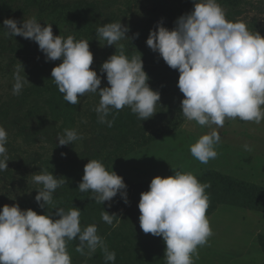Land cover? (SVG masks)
<instances>
[{
    "label": "rangeland",
    "instance_id": "obj_1",
    "mask_svg": "<svg viewBox=\"0 0 264 264\" xmlns=\"http://www.w3.org/2000/svg\"><path fill=\"white\" fill-rule=\"evenodd\" d=\"M217 2L227 20L244 22L251 33L264 37V0ZM193 8V0H0V126L8 133L7 170L0 172V209L19 205L22 211L31 209L56 219L57 208L75 207L81 211V228L97 226L104 245L116 253L115 264H165L162 237L145 234L139 226L140 194L149 190L157 176L191 172L210 186L205 190L206 217L212 230L207 243L198 247L195 264H264V121L226 119L222 128L213 126L221 136L215 146L218 155L207 164L200 163L191 156L189 146L213 128L186 120L180 109L184 97L177 87L178 70L146 45L158 24L173 30L175 21ZM32 17L42 26L52 24L54 36L89 42L90 67L101 78V88L109 85L100 68L110 56L120 54V45L129 59L140 53L149 87L161 97L153 117L142 121L125 107L107 117L114 118L108 127L99 122L95 111L98 94L86 93L77 105L68 104L51 77L62 60L46 62L34 41L5 34V19L20 22V27ZM119 21L130 29L126 34L130 40L104 45L97 28ZM18 70L29 83L13 95ZM66 129L75 130L80 139L59 146L56 137ZM246 144L251 151L244 150ZM93 159L123 178L127 204L120 193L102 205L95 203L91 191H78L84 166ZM43 172L66 182L53 194L55 207L41 209L35 196L42 186L33 182L32 175ZM104 210L117 215L119 227L102 221ZM78 243V239L67 242L71 264H105L101 248L95 252L85 248L81 255L75 250Z\"/></svg>",
    "mask_w": 264,
    "mask_h": 264
},
{
    "label": "clouds",
    "instance_id": "obj_2",
    "mask_svg": "<svg viewBox=\"0 0 264 264\" xmlns=\"http://www.w3.org/2000/svg\"><path fill=\"white\" fill-rule=\"evenodd\" d=\"M194 8L175 21L173 30L158 24L150 31L146 45L158 53L167 66L178 70L177 87L183 94L180 109L188 121L200 126L222 128L226 119H239L260 124L264 121V37L251 33L241 21L226 19L217 0H193ZM18 21L5 19L9 37L20 36L34 41L47 61L62 60L51 71L53 82L63 99L77 105L86 93L98 94L95 109L99 122L111 127L107 117L113 110L125 107L138 119L153 117L160 93L149 87V77L143 70L141 54L129 59L120 45V54L110 56L101 66L109 87L101 88V78L91 70L93 54L87 40H75L53 35L52 24L42 26L35 17ZM129 28L121 22L107 23L97 28L96 35L104 45L114 46L123 39ZM139 34H136L138 37ZM24 72V69H23ZM13 95H19L26 83L25 74H14ZM99 89V91H98ZM216 128L202 135L189 146L190 154L202 164L215 159V146L221 142ZM8 133L0 126V172L7 170ZM59 146L80 139L75 130H65L56 137ZM251 151L249 145L243 146ZM81 193L91 191L97 204L110 202L120 193L127 204L126 184L114 171H107L102 162L89 160L83 169ZM34 183L41 185L35 201L41 209L54 206L53 194L66 181L52 173L33 174ZM207 184H201L191 172L175 171L174 176L153 178L149 190L140 194L139 226L145 234L162 237L166 245L165 264H195L198 247L212 235L206 210L209 207ZM111 204H109V207ZM81 211L57 208L55 216L38 215L21 210L19 205H4L0 209V264H71L67 242L78 239L76 251L85 248L95 252L101 248L105 264H115L116 253L109 251L95 224L80 226ZM101 219L113 228L121 220L105 210ZM115 221V223H114Z\"/></svg>",
    "mask_w": 264,
    "mask_h": 264
},
{
    "label": "trees",
    "instance_id": "obj_3",
    "mask_svg": "<svg viewBox=\"0 0 264 264\" xmlns=\"http://www.w3.org/2000/svg\"><path fill=\"white\" fill-rule=\"evenodd\" d=\"M56 13H58L56 10H54Z\"/></svg>",
    "mask_w": 264,
    "mask_h": 264
}]
</instances>
